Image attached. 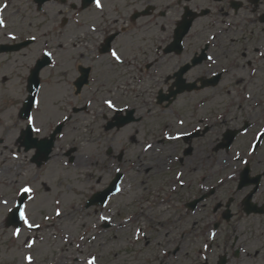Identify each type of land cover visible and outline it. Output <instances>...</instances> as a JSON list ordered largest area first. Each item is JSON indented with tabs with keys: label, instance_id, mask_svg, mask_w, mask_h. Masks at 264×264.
<instances>
[{
	"label": "rangeland",
	"instance_id": "obj_1",
	"mask_svg": "<svg viewBox=\"0 0 264 264\" xmlns=\"http://www.w3.org/2000/svg\"><path fill=\"white\" fill-rule=\"evenodd\" d=\"M69 1L79 6L80 0ZM7 2H11L7 9L9 31L14 33L17 40L20 37H33L37 40L35 45L20 54L0 55V107L13 110L9 124L13 134L7 145L18 146L21 132L26 129V122L20 120L17 114L27 95V72L33 68L37 59L42 58L44 51L54 55L55 64L41 76L42 101L33 120L40 133L34 136L48 137L54 127L69 116L72 122H68L56 143L54 157L42 167L38 168L32 163L35 150L26 152L22 148L21 159L14 161L8 158L6 151L3 154L4 149L1 148L0 264H87L92 254H98L97 262L100 260L101 264H160L161 261L157 258H161V254H178L176 257L167 256L170 264H218L220 257H226L227 264H264L263 216L246 217L240 211L242 219L238 217L228 223L224 222L212 241L213 209L219 201L226 202L232 196L237 186L236 178L223 183L219 200L213 201L214 203L208 201L204 209L190 215L185 224L177 222L179 216L185 215L180 201L174 209L166 206V203L158 206L162 200H157V197L165 198L167 192H172L167 183L171 181L170 170L167 164L165 169L163 163L184 156L185 145L182 141H174V132L177 134L191 130L199 124L200 119L217 114L227 106L246 109L245 117L253 114L252 109L264 107V62L254 66L259 68V80H249L248 67L245 68L244 80L239 84H231L233 89L245 88L239 98H236L233 90L223 95V86H220L183 94L172 105L173 108L171 106L172 109L163 110L156 104L158 92L166 91V83L162 80L143 77L140 86L134 84L129 89L120 88L118 92L115 90V84L123 85L131 78H122L123 74L119 77L116 72L112 75L115 68L106 66L107 63L113 64L109 61L111 57L101 58L97 62L94 60L97 59L94 56L97 53L94 46L101 36L72 24L70 16L73 10L70 3L64 6L51 2L46 4L42 13L38 11L34 0H0V8ZM125 2L126 0H109L110 16L107 20L119 18L115 7L124 10ZM176 5L174 2V6ZM175 11L176 7V18ZM81 17H85V14ZM84 19L87 21V15ZM200 27L198 22L194 31ZM9 31L1 33V42H7L4 35ZM88 33H91L90 39L87 37ZM166 37L159 30L141 31L138 34V44H133L130 40L129 44L126 40H119L117 47L123 56L131 59L155 46L149 43L150 39L165 41ZM255 57V52L249 56L253 60ZM80 64L93 65L96 75L107 74L110 80L100 81L110 84V90L115 92L113 96L116 106L137 107L138 116L143 118L142 123L131 124L116 135L106 132L102 114H98L102 111L100 100L104 99L103 93L98 95L97 102L89 106V112L71 113L74 107H83L91 97L85 89L80 96L75 95L73 83L78 75L76 65ZM13 83L19 84L18 95ZM179 113L186 120L185 129L177 124ZM240 113V109H235L232 114L240 116ZM258 120H261L260 117ZM242 123L243 120L239 119L234 126H241ZM221 124L217 129L221 134L227 127L233 126L231 123L226 126ZM259 129L256 127L254 132ZM4 134L0 137L5 141ZM213 134H209L204 141L195 142L193 146L195 151L186 168L191 173L189 183H193V187L189 188V199L197 194L195 184L198 181L205 180L207 188L215 186L220 180V173L221 179L226 181L228 167L225 166V171H222L226 160L234 162L233 158H240L235 154L243 149L240 143L235 144L229 152L222 150L215 153L207 140ZM149 144L155 145L153 150L145 151ZM72 148L76 150L73 154L75 159L73 163H69L65 153ZM109 148H113L116 159L107 155ZM123 149L126 151L125 157L120 163L118 159ZM248 154H251V150ZM242 155L249 159L243 152ZM217 159L221 163H216ZM253 159L264 161V149L254 154ZM8 160H11V164ZM238 165L240 167L241 163ZM4 168H7V172L3 171ZM116 168L125 173L124 191L110 201L107 208L109 214L107 210L103 212L100 208L85 209L88 198L108 186L115 176ZM25 188L31 189L24 210L28 217L26 223L32 226L35 223L40 231L32 233L23 226L17 234L16 229L6 227V219ZM170 199L171 196L166 200ZM257 201L261 202V197ZM237 206H240V202L232 206V212ZM162 207L166 209L162 210ZM103 218H109L115 226L103 229ZM137 223L144 228L146 236L135 243L133 231ZM85 233L89 236L84 237ZM96 235L101 237L95 239ZM234 243L237 244L235 248ZM237 249H240L241 255L235 257ZM73 254L80 260H73ZM137 254H142L138 260L135 258Z\"/></svg>",
	"mask_w": 264,
	"mask_h": 264
},
{
	"label": "flooded vegetation",
	"instance_id": "obj_2",
	"mask_svg": "<svg viewBox=\"0 0 264 264\" xmlns=\"http://www.w3.org/2000/svg\"><path fill=\"white\" fill-rule=\"evenodd\" d=\"M82 1L83 0H80L79 2L80 9ZM85 1L88 4L86 11L82 9L77 10L75 6L76 11L74 12L73 10V12L77 14L76 24L78 28L86 29L93 34L101 36L94 46L97 51V53L94 54L97 59L94 60L111 57L110 52L107 54L105 53V47L107 40L111 36H115L112 42V52H116L120 59L110 58L109 61L113 64L107 63L106 66L115 68V70L111 72L112 75L115 72L119 77L123 74L122 78L136 79L143 75L150 80L164 81L166 83V91L160 90L156 97L157 106L163 108V110L164 107L159 106L157 103L160 92L168 96L171 89H176L175 83L181 78L188 84L201 83L203 81L216 82L217 85L215 88L223 86L221 89L223 95L229 94L233 90L236 97H240L244 93L245 88L233 89L231 84H239L244 80L245 68H250L248 74L249 80H259L257 76L259 68H254V66L264 62V0H126L124 10L115 7L119 18L109 20H107L110 16L108 6L109 0H100L102 5L100 8L94 6L96 0ZM174 2H176V6H174ZM175 7L177 8V11H175L176 18L174 17ZM120 10L122 11L121 13L119 12ZM190 11L198 14H205L197 20L200 22L201 27L194 31V27L197 24V21H195L191 29L194 32L191 31L185 38L181 51L178 53L173 52L172 49L175 47V31L185 14ZM83 14H85V17L87 15V21L84 19L85 17H81ZM158 30L162 34L167 35L165 41L150 39L149 43L155 46L153 48L151 46L149 51H144L142 54L134 56L131 59L123 56L117 47V42L119 40L120 42L126 40L128 44L130 40L133 44H138V34L141 31L151 32ZM90 35L91 33L87 34L89 39ZM190 42H192V44ZM251 49L256 54L254 60L249 58L250 54H253ZM166 50L168 53L165 52ZM81 67L87 69L89 85L86 90L91 94L89 99L91 104L93 105L97 102L99 100L98 95L103 93L104 99L100 100L102 111L98 112V114H102V120L104 121L103 127L106 132L116 135L131 124L140 125L142 123L143 118L138 116L139 110L137 107L113 110V107L108 106L106 101L109 100L112 104H117L114 100L115 92L110 90V84L100 81V79L110 80L107 74L96 75V70L93 65L85 66L80 64L76 65L78 73L76 79L81 76ZM187 67L190 69L185 71ZM248 85L251 88L250 83ZM120 88L123 89V85L115 84V90L117 92ZM247 108L250 110L252 109L250 107ZM235 109H240V116L232 114ZM252 110L253 114L245 117L244 114L246 109L236 108V106H227L217 114L213 113L208 117L200 119L199 124L191 130L179 132L178 134L174 132V136L177 135V137H180V140L185 145V150L187 146H189V143L192 147L190 155L185 156L183 154L184 156L175 157L173 160L164 163L163 166L166 169L167 164L168 170H170L169 174L171 181L167 183L170 186L169 188L174 191L175 199L173 201L175 202L172 201L174 207L180 201L185 210L184 217L179 216L177 219L179 224H185L190 215L204 209L206 205H200L195 211H190L188 208L190 202L199 198L207 191L204 185L205 180L202 182L198 181L197 184H195L197 194L189 199V188L193 187V183L192 185L189 183V175H191V173L187 171L186 168L188 167L187 164L190 163L191 156L194 154L195 148L193 146L195 142H200V140L204 141L209 134L214 133L213 136H210L207 140L208 145L217 153L218 151L216 148L223 142H227L234 132L239 131L240 133L235 137L233 146L237 143L242 144L243 149L241 152L247 154L248 148L255 146L259 142V137L261 135H263V137L260 141V148L264 149V125L262 126L264 122V107L258 106ZM119 111H121V113H119ZM129 111H132V114H128ZM109 115L111 116L109 117ZM258 117H260L261 120H258ZM239 119L243 120L242 125L234 126ZM185 121L184 116L179 113L177 124L180 128L185 129L187 127ZM126 122L130 123L122 127ZM221 123L225 126L231 123L233 126L227 127L225 132L221 134L217 131L222 125ZM111 126L112 129H110ZM245 127L247 128L246 130H244ZM256 127L260 129L254 132ZM196 132L200 133L199 137L189 142L187 137ZM108 152L109 149L107 150L108 156H113L114 159L116 158L113 152L111 155H109ZM121 152L120 159H118L120 163H122L121 160L125 157L126 151L123 149ZM258 152L259 151L252 150V154H257ZM244 156L245 155H242L241 160L235 159L234 162L226 160V164L223 165L222 171H225V166H227L229 174L227 180L223 181V183L233 180L235 176H240L241 172L239 173V171H242L247 166L251 169L253 177L264 173V161H256V159H253V156H251L243 165L245 161ZM216 163L219 164L221 161L217 159ZM240 163L241 166L239 167L238 164ZM122 174L125 173L122 172ZM239 176L237 178L238 183ZM221 178L222 176L220 173V181L217 182L219 186H221ZM251 190L250 188L245 192L235 193L236 199L234 204L240 199L242 201ZM260 197L261 202H257ZM210 200L211 203H214L213 198ZM168 202L171 205V201L168 200ZM255 203L264 206V176L262 178L260 190L255 196ZM240 211L243 212L241 204L232 212L233 220L238 217L242 219L243 215L239 216ZM223 213L224 209L218 213H214V224L218 221L221 222ZM195 225H197V223ZM141 255L142 254H137L135 257L136 260L140 259ZM161 258H165V256L161 255Z\"/></svg>",
	"mask_w": 264,
	"mask_h": 264
},
{
	"label": "water",
	"instance_id": "obj_3",
	"mask_svg": "<svg viewBox=\"0 0 264 264\" xmlns=\"http://www.w3.org/2000/svg\"><path fill=\"white\" fill-rule=\"evenodd\" d=\"M37 1V3L39 4V5H42L45 1H47V0H36ZM41 67V65L38 67V69L33 73V77L31 78V80H30V83H31V87H30V89H31V94H32V102H33V100H34V96H33V94H34V90H35V87H36V85L38 84V71H39V68ZM191 90H192V88H191ZM184 91V90H183ZM183 91H180V92H174L172 95H173V97H176L179 93H181V92H183ZM31 102V103H32ZM52 147H53V145L51 144V143H49L48 145H46V149H45V152H44V158L43 159H45V161H47L48 160V155L51 153V149H52ZM245 176H246V174H245ZM250 200H251V197H249V199H247V201L245 202V205H246V209H245V211L247 212V214H251L252 212H257V210H256V207L255 206H252L251 205V203H250ZM22 203H23V201L20 203V205H19V207H18V209L17 210H15V212L13 213V218H16L17 217V215L20 213V209H21V205H22ZM262 213V212H261ZM229 219V218H228Z\"/></svg>",
	"mask_w": 264,
	"mask_h": 264
},
{
	"label": "bare ground",
	"instance_id": "obj_4",
	"mask_svg": "<svg viewBox=\"0 0 264 264\" xmlns=\"http://www.w3.org/2000/svg\"><path fill=\"white\" fill-rule=\"evenodd\" d=\"M10 117H12V112L11 111H3V112H0V129L5 127L6 129V137L9 139L11 138L12 134H13V131L9 125V120H10ZM9 152L12 154L13 153V147H9L8 148ZM3 171H6L7 172V168H4ZM3 206V205H2ZM4 207V206H3ZM0 208H2L0 206ZM98 237H101L100 235L96 236L95 239H97Z\"/></svg>",
	"mask_w": 264,
	"mask_h": 264
},
{
	"label": "snow or ice",
	"instance_id": "obj_5",
	"mask_svg": "<svg viewBox=\"0 0 264 264\" xmlns=\"http://www.w3.org/2000/svg\"><path fill=\"white\" fill-rule=\"evenodd\" d=\"M96 6L97 7H101L102 6L101 3H100V0H96ZM4 7H6V5ZM0 12H2V8H0ZM3 23H4V21H3L2 17H0V24H3ZM46 54L47 55H51V53H46ZM112 56L115 57V59H117V60L120 59V57L116 54V52H113L112 53ZM106 103L108 104L109 107H114V105L112 104V102L110 100L109 101H106ZM32 123H33L32 120L29 119V124L31 125ZM36 131H39V129H36ZM23 191L25 193H29V192H31V189L30 188H25V189H23ZM20 216H21L22 219L25 220V222H27V217L25 216V214L23 212L20 213ZM31 226L32 225H29V227H31ZM17 234H19L18 231H17ZM28 259L30 261L31 260V257H29ZM92 264H94V261L92 262Z\"/></svg>",
	"mask_w": 264,
	"mask_h": 264
}]
</instances>
